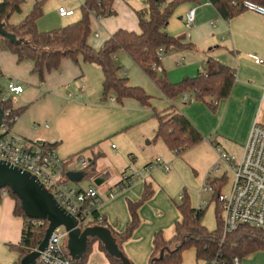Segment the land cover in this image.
<instances>
[{
  "label": "crops",
  "instance_id": "obj_1",
  "mask_svg": "<svg viewBox=\"0 0 264 264\" xmlns=\"http://www.w3.org/2000/svg\"><path fill=\"white\" fill-rule=\"evenodd\" d=\"M35 1L27 0L24 8L29 10V5ZM83 1L54 0V17L47 18L49 10H46L38 20L39 30L48 31L78 20L70 17L76 14L77 8L81 10ZM146 5L143 0H114L115 15L92 16L88 43L100 49L118 29L139 32L137 12ZM57 7L74 10V13L61 16L56 12ZM193 8H196L195 19L188 27L187 15ZM166 31L171 35L185 34L186 41L194 47L167 51L161 61L162 68L166 70L164 59L172 54L181 55L182 67L175 80L194 77L200 72L215 73L219 64L228 65L234 69L236 77L228 98L211 107L202 100L188 102L182 95L170 100L156 91L157 96L163 97L154 96L147 74L127 53L120 51L118 61L129 83L142 84L153 97L152 106H144L134 98H125L121 103L105 101L101 86L103 73L96 64H78L65 58L61 67L46 74V81L42 83L32 72L31 61H18L17 55L0 50L1 87H6L9 81L24 87L14 103L15 108L22 110L12 133L22 137L27 148L54 149L67 160L68 171L79 170L74 167H78V155L86 157L93 164L94 174L92 178L79 181H85L84 185L75 187L95 186L98 189V212L114 230L123 231L130 221L128 199L138 200L147 185L154 190L153 196L139 210L140 226L122 244V251L134 264H146L157 231L162 230L166 237L168 231L174 230L175 222L181 217L177 204L184 191L195 209L207 200L204 220L210 215L215 226L208 228H216V202L211 200L212 192L201 193V189L210 178L226 174L227 182L229 175L232 176L229 191L233 173L229 164L220 160L214 143L239 158L254 122L264 127V117L260 122V111L264 108V62H255V57L264 61V14L244 10L225 19L208 0L185 2L176 8ZM172 105L204 136L201 142L181 152L171 150L162 139H154L158 128L155 110L161 112ZM158 157H162L171 169L155 167L150 173L141 175L143 168ZM216 162L221 168L214 173L211 167ZM129 168L134 173L132 183L110 196ZM226 186L227 183L223 189ZM14 209L15 200L3 196L0 202V264H14L20 257L16 254L10 258L5 256L7 246L12 248L20 243L25 224L24 218L16 215ZM93 253L91 264H112L100 249L99 241L93 244L88 260ZM197 264H203V259ZM242 264H264V251L243 257Z\"/></svg>",
  "mask_w": 264,
  "mask_h": 264
},
{
  "label": "trees",
  "instance_id": "obj_2",
  "mask_svg": "<svg viewBox=\"0 0 264 264\" xmlns=\"http://www.w3.org/2000/svg\"><path fill=\"white\" fill-rule=\"evenodd\" d=\"M26 1H0V24L4 23L9 32L15 34L18 39H22V42L17 44L0 35V50L17 55L18 61H31L32 72L39 76L42 83L46 81V74L58 70L62 60L68 58L78 64L81 62L96 64L101 68L103 100L109 101L113 97V102L121 103L125 98H134L144 106H152V95L141 86L131 85L129 78L120 73L121 67L118 66L116 58L120 51H124L170 100L182 95L183 92H188L194 97V101L202 100L208 102L211 107H215L218 101L228 98L231 94L236 77L234 69L225 64H219V69L215 73L200 72L197 76L185 77L177 83L169 80L166 70L162 69L159 73L153 69L154 64L161 65L157 55L160 47H164L166 51L194 47L192 43L186 41L185 34L171 35L166 28L180 4L199 2V0H147L146 7L137 12L140 31L118 29L100 49H95L88 43L91 34V18L93 15L100 17L115 15L116 12L112 6L114 0H84L81 5V17L78 20L48 31H40L38 28V20L43 15L45 0L35 1L30 12L20 22H10L14 13L22 12ZM243 1L245 0H208L225 19H231L244 11L245 9L241 6ZM251 1L264 7V0ZM11 100L9 99L7 104L2 103V107H14ZM21 110L22 108H14V113L20 114ZM155 116L158 119V128L154 139L156 141L162 139L171 150L181 152L204 139L196 126L174 105L161 112L155 110ZM93 170V164L89 163L83 178H92ZM226 183V174L210 178L208 181L213 188L211 200L216 202L214 230H210L203 220L206 207L193 208L189 194L185 191L182 193L177 204L181 217L175 222L174 235L167 239L162 230L154 234L153 251L148 264L180 263L183 251L190 247L196 249L197 258L200 259L211 258L218 252L223 253L225 258L231 259L236 255L246 257L258 251H264V229L248 225L239 226L221 243L223 210L218 196ZM4 190L15 200V214L24 218L22 239L18 245H12V248L20 252L19 260L14 264H21L23 257L38 248L42 242L48 223L34 224L36 220L30 219L25 214L19 197L9 187L0 190V202ZM153 194L154 190L147 185L138 200L128 199L130 221L123 231L114 230L105 219L100 223L111 229L121 249L122 244L130 239L140 226L139 210ZM94 214L97 215V211ZM96 241L99 240L92 239L89 242L87 251L80 260L76 261L77 264L87 263ZM99 247L112 264H123L120 259L110 255L100 241ZM164 248L168 250L164 252L163 258L155 260Z\"/></svg>",
  "mask_w": 264,
  "mask_h": 264
},
{
  "label": "built area",
  "instance_id": "obj_3",
  "mask_svg": "<svg viewBox=\"0 0 264 264\" xmlns=\"http://www.w3.org/2000/svg\"><path fill=\"white\" fill-rule=\"evenodd\" d=\"M143 1L147 2V0ZM241 6L245 10L264 14V7L251 0L243 1ZM195 11L196 8H193L187 15L188 27L195 19ZM58 13L61 16H69L74 13V10L60 7ZM96 17L101 18L100 16ZM166 52L164 47L158 49L157 55L160 60ZM255 62L263 63L264 61L259 57H255ZM153 69L161 72L163 68L161 65L154 64ZM2 78L3 73L0 71V83ZM23 91L24 87L14 81H9L6 87H1L0 84L1 107L2 103L7 104L9 99H12L14 106L17 96ZM182 97L186 101H194V97L190 96L188 92H183ZM110 101L113 102L114 98L111 97ZM14 108L2 107L0 159L34 175L55 196L59 204L78 219V226L82 229L92 225H100L104 218L98 212L100 203L98 189L95 186L84 189L72 186L67 176L68 162L62 159L54 149L27 148L25 140L12 133V127L19 118V114L14 113ZM214 145L219 152L220 160L228 163L233 173L230 190L227 192L222 191L218 196L223 210L222 243L229 233H232L241 225L264 229V127L258 121L254 122L239 158L229 154L215 143ZM175 151L178 152V150ZM76 162L79 171L85 173L89 165L87 158L78 155ZM155 167H161L166 171L171 169L162 157H158L153 163L143 168L141 175L150 173ZM220 168L221 164L216 162L211 167V171L216 173ZM132 171L129 168L123 174L122 181L109 193L110 196L132 183L134 180ZM203 192H213L212 186L208 183L205 184L201 189V193ZM2 196H7L6 190L2 192ZM207 203V200H203L200 207L205 206ZM96 211L97 215L94 214ZM46 222L45 220H36L34 224L44 225ZM68 234L69 232L64 226L58 227L52 233L36 264H77V260L72 258L67 249ZM242 261L243 257L241 256L236 255L231 259H227L223 253L218 252L211 258L203 259V264H242Z\"/></svg>",
  "mask_w": 264,
  "mask_h": 264
},
{
  "label": "water",
  "instance_id": "obj_4",
  "mask_svg": "<svg viewBox=\"0 0 264 264\" xmlns=\"http://www.w3.org/2000/svg\"><path fill=\"white\" fill-rule=\"evenodd\" d=\"M0 35L17 44L22 42V39H18L15 34L5 28L4 23L0 24ZM2 117L3 109L0 104V126ZM84 175L85 173L79 170L67 173L71 181H80ZM6 187H9L19 197L22 209L30 219L45 220L48 223L42 242L37 249L23 257L21 264H36L52 233L60 226H64L69 232L67 249L75 260L83 257L92 239H98L110 255L120 259L123 264H132L120 249L110 228L103 225H92L82 229L78 226V219L62 207L55 196L34 175L0 159V190ZM167 250V248L162 249L155 260L162 259Z\"/></svg>",
  "mask_w": 264,
  "mask_h": 264
},
{
  "label": "rangeland",
  "instance_id": "obj_5",
  "mask_svg": "<svg viewBox=\"0 0 264 264\" xmlns=\"http://www.w3.org/2000/svg\"><path fill=\"white\" fill-rule=\"evenodd\" d=\"M59 1H62V0H59ZM29 10L25 9L24 6L22 8V14L21 13H14L10 19V22L11 23H18L20 22L21 20H23V18H25V16L27 15L26 12H30V10L32 9V4L29 5ZM58 8V7H57ZM60 8V7H59ZM59 8L57 10H59ZM25 9V10H24ZM46 10H49V15H47V18H49L48 16H53L54 17V0H47L46 3H44V7H43V13H46ZM56 10V12H58ZM81 17V10H79V8L76 9V14L73 16V17H70V19H77V18H80ZM50 19V18H49ZM52 30V29H51ZM180 35V34H178ZM183 49V48H182ZM120 53V52H119ZM164 58V57H163ZM162 58V60H163ZM181 55H176V54H172V55H169L167 57V59L165 60L164 59V65L166 67V72H167V76L169 78V80H171L172 82L174 83H177V82H180L182 81L185 76L181 77V79H178V80H175L177 78V76L179 75V70L181 69ZM117 60V64L118 66L121 67V70H120V73L125 76V77H128L126 76V74H124V68L122 67V64H121V61H118V57L116 58ZM161 60V61H162ZM139 67V66H138ZM141 69V68H139ZM144 75H146L142 70H140ZM157 71V70H155ZM159 72V71H157ZM160 73V72H159ZM146 77H148L150 79V85H151V88L154 90L151 92V94H153L154 96H157V93L156 91H158L161 95H163V93L161 92V90L159 89V87L156 85V83L147 75ZM129 78V77H128ZM141 86H143L141 84ZM147 90V89H146ZM157 97H160L162 98L163 96H157ZM158 100H160L159 98H157ZM264 117V108L260 111V122L261 120L263 119ZM75 168H79L76 167L74 165ZM231 179H232V176L229 175V179H228V182H227V186L225 187V189H223L224 192H227V188H228V185L230 184L229 182H231ZM69 182L71 183L72 186H78V185H84L86 182L85 181H81L79 183L76 182V181H71L69 179ZM206 207V206H205ZM208 211L207 207H206V212ZM205 212V213H206ZM204 220V219H203ZM205 224L211 228L210 226H215V223L213 221H210V215L207 216V221L204 220ZM167 236L166 238L169 239L171 238L173 235H174V230L173 231H168L167 233ZM14 252V253H13ZM125 253V252H124ZM17 255V258L18 256L20 255V252L17 251L16 249L13 250L12 248H10L9 246H7V253H5V256L9 257L11 255ZM95 254L93 253V255L90 257V259L88 260V262L86 264H91L92 263V257L94 256ZM150 258V256H149ZM149 258L148 260L146 261V264L149 263ZM16 260V259H15ZM202 259L200 258H197V255H196V249L194 247H190V248H187L186 250L183 251V254H182V261L178 264H197L198 262H200Z\"/></svg>",
  "mask_w": 264,
  "mask_h": 264
}]
</instances>
